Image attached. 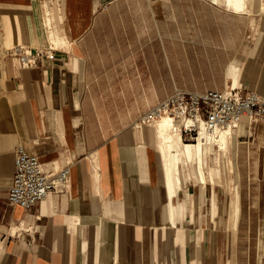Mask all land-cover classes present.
I'll list each match as a JSON object with an SVG mask.
<instances>
[{"label": "crops", "instance_id": "1", "mask_svg": "<svg viewBox=\"0 0 264 264\" xmlns=\"http://www.w3.org/2000/svg\"><path fill=\"white\" fill-rule=\"evenodd\" d=\"M0 37L55 46L31 67L5 61L0 264H217L240 192L212 164L201 179L193 162L196 179L181 174L170 197L162 136L135 123L175 90H206L184 88L201 85L195 70L225 69L229 80L207 85L264 97V0H0ZM221 135L204 168L217 145L237 174L255 165L261 197L264 118ZM18 144L45 169L70 167L67 187L29 209L7 199Z\"/></svg>", "mask_w": 264, "mask_h": 264}, {"label": "built area", "instance_id": "2", "mask_svg": "<svg viewBox=\"0 0 264 264\" xmlns=\"http://www.w3.org/2000/svg\"><path fill=\"white\" fill-rule=\"evenodd\" d=\"M54 50L53 44L44 47L5 45L0 37V81L8 57L16 58L23 67H31L42 59H53ZM164 116L171 119L172 128H178L182 136L196 139L201 131L215 136L225 129H234L243 117H247L250 123L263 119L264 97L241 86L192 92L175 90L141 115L135 124L155 125ZM14 165L7 191V199L13 205L29 209L49 192L62 191L68 185L69 165L45 169L39 156L27 152L22 144L16 146Z\"/></svg>", "mask_w": 264, "mask_h": 264}, {"label": "rangeland", "instance_id": "3", "mask_svg": "<svg viewBox=\"0 0 264 264\" xmlns=\"http://www.w3.org/2000/svg\"><path fill=\"white\" fill-rule=\"evenodd\" d=\"M249 11L251 7H249ZM201 84L197 87H184L189 90H202V89H214V88H231L234 86H218L207 85L210 83L223 82L229 80L227 76V70L225 69H201L199 71H191V77ZM238 87V86H235ZM184 142H192L195 139L189 136H182ZM214 154H217V162H215ZM210 157L207 156V166L205 168L208 173V167L210 164L215 168L213 177H217L224 183L233 186L229 193L240 192V210L239 213L235 210L231 213V220L234 219L238 223L236 234L233 235V243L226 246L224 240L219 244L217 256V264H264V185H261V197L258 198V183L257 175L255 173V165L241 167L243 172L241 174L236 173V166L233 165V161L228 151L223 152L215 145L214 152ZM183 170V171H182ZM251 171V173H250ZM182 176L191 175L190 180H195L196 176L193 173L191 167H181ZM263 188V189H262ZM259 200V207H258ZM205 214V213H203ZM238 215V216H237ZM218 221L221 219V215L218 214ZM228 259V261H226ZM231 259V260H229Z\"/></svg>", "mask_w": 264, "mask_h": 264}, {"label": "bare ground", "instance_id": "4", "mask_svg": "<svg viewBox=\"0 0 264 264\" xmlns=\"http://www.w3.org/2000/svg\"><path fill=\"white\" fill-rule=\"evenodd\" d=\"M47 23L49 24V21ZM155 127L158 129L160 135L162 136L163 163L165 167L166 182L169 187L168 189L170 197L175 194L177 188L180 185L182 174L181 166L186 164L188 167L190 163L194 162L196 171H198L200 178L204 180L205 158L208 154V151H210V149L212 148V142L215 143V139H219L220 145L224 146L225 135H221L220 138H217V135L222 132L225 134H230V132L232 131L231 128H228L220 131L215 136L208 135L201 131L194 141L184 142L181 139L182 135L178 128H172V122L168 116H164L163 118H161L155 124Z\"/></svg>", "mask_w": 264, "mask_h": 264}]
</instances>
